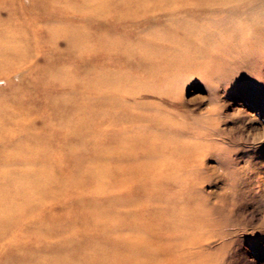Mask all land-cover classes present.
I'll list each match as a JSON object with an SVG mask.
<instances>
[{
    "label": "bare ground",
    "instance_id": "1",
    "mask_svg": "<svg viewBox=\"0 0 264 264\" xmlns=\"http://www.w3.org/2000/svg\"><path fill=\"white\" fill-rule=\"evenodd\" d=\"M48 1L50 11H45L38 0L21 3H28L25 9L31 15L37 9L40 14L57 16L65 14L69 2H79L77 12L85 16L83 26H90L89 22L95 20L94 30L106 32L110 40L118 34L126 39L112 40L114 45L103 40L92 45L94 41L84 31L83 41L78 40L67 28L71 25L56 23L50 35L57 53L50 50L40 74L50 85L47 98L50 116L39 127L44 134L31 132L16 141L13 134L17 128L13 119L16 115L12 116L9 109L0 105V255L11 251L0 264H116L117 260L110 261V253L118 262L159 264L163 250L156 246L154 238L132 239L134 232L142 234L133 225L140 221L136 210L141 199L125 198L139 193L137 187L131 188L135 181L154 178L157 172L162 175L172 142L181 141L192 126L195 128V123L183 121L178 114L181 107L171 102L185 76L195 75L193 71L199 70L198 76L217 77V83H224L227 72L222 64L206 66L204 59L222 55L216 53L215 46L225 50L220 47L223 41L218 35L246 34L249 27L258 30L254 7L261 1L257 11L263 13L260 7L263 8L264 0H64L61 7L65 8L58 12L54 11L55 0ZM4 11L8 15L6 21L1 16ZM15 17L16 0H0V76L6 77L16 99L24 93L16 88L10 72L34 55L25 51L32 41L16 36V28L12 26ZM244 20L250 22L248 28ZM122 28L124 31L120 33L118 29ZM154 33L157 36L152 39ZM61 37L66 40L67 49L59 52ZM96 46L107 54L113 53L110 47L119 48L127 72L108 74L100 70L97 77L86 79L95 70L89 63L83 66L86 75L82 76L60 65L67 59L68 48L73 50L70 57H78L77 51H95ZM54 80H59L60 88L65 90L59 96L51 92ZM97 92L100 96H91ZM146 93L156 99L143 101L141 97ZM31 114V122L26 125L36 129L37 122ZM104 125H113L115 129L109 132ZM51 128L54 133L55 128L65 130L64 144L58 148L53 145L55 134L47 132ZM175 129L177 132L171 133ZM44 140L53 151L62 153L61 168L54 164L52 154L43 149ZM188 151L192 149L185 153ZM173 153L182 154L175 146ZM42 157L45 162H41ZM64 166L68 174L60 171ZM150 187L155 191L163 188L155 184ZM121 191L128 193L122 195ZM104 194L112 197L101 205L97 199ZM17 197L22 201L20 206L16 204ZM49 200L59 202L63 212L75 208V221L58 218L52 224L42 211L35 214ZM86 227L94 231L104 229L100 235H91V229ZM25 238L37 241L45 238L50 242L27 247Z\"/></svg>",
    "mask_w": 264,
    "mask_h": 264
},
{
    "label": "rangeland",
    "instance_id": "2",
    "mask_svg": "<svg viewBox=\"0 0 264 264\" xmlns=\"http://www.w3.org/2000/svg\"><path fill=\"white\" fill-rule=\"evenodd\" d=\"M21 1L16 0V17L12 18V26L16 28V36L32 41L25 51L29 56L32 53L34 57L26 59L20 67L10 72V76L16 88L22 90L24 95L16 96L15 99L6 77L0 76V92L3 93L0 94V105L2 109H9L12 116L16 115L13 117L17 123L16 131L13 132L16 141L18 137L31 132L36 135L40 131L41 121L50 116L47 102L50 85L40 78V74L42 69L44 71L45 58L50 50L55 52L50 35L55 29L53 26L61 24L59 22L69 24L71 26L67 28L72 31L73 37L82 40L86 33L94 41L92 45H98L100 40L104 43L111 41L109 45H114L112 40L126 39L118 34V37L113 36L110 40L106 32L94 30L97 24L95 20L89 22L90 26H83L85 16L82 12H77L79 2H69L64 15L47 16L40 14L37 9H33L32 15L27 13L25 8L28 3ZM38 1L43 3L45 11L52 9L48 0ZM63 2L64 0H55L54 11L65 8L61 7ZM260 5L261 1L254 7V20L259 24L258 30L249 27L246 34L240 32L238 35H218L217 38L223 41L220 47H225V50H219L215 46L218 49L216 53L222 55L217 59H204L206 66L222 64L227 72L224 83H217V77L211 79L205 75L198 76L199 70L193 71L195 75L185 76L179 85L178 95L171 102L181 107L179 111L172 106L174 111H179L183 121L195 123V128L192 126L181 141L172 142L170 152L166 153L169 159L164 170H161L162 175L157 172L154 178L149 177L139 183L135 181L131 188L134 190L137 187L139 193L125 198L126 201L141 199L136 210L140 221L133 225L140 228L142 234L134 232L132 239L140 240V236L154 238L156 246L163 250L159 264H264V12L258 13L257 7ZM260 8L264 11V5ZM1 16L3 20H7L6 11ZM247 22L249 21L244 20L246 27ZM76 26L78 28L74 29ZM118 30L120 33L124 31L123 28ZM156 36L154 33L150 37L155 39ZM96 47L95 51H77L78 57H70L73 50L68 48L67 59L60 65L76 70L75 74L82 76L86 75L83 66L89 63L95 70L86 79L97 77L100 70L108 74L127 72V64L118 51L119 48L110 47L109 50L113 53L107 54L104 49ZM66 49V40L61 37L58 50L61 52ZM140 80L144 81V78L141 77ZM53 82V95L63 94L65 90L60 88V81ZM213 86L216 87L215 90ZM96 95L100 96V92L91 93V96ZM154 97L146 93L141 99L149 101L155 100ZM31 111L35 116L33 120L37 122L36 129H29L26 125L31 122ZM104 127L109 132L115 129L113 125ZM47 132L55 134L52 135L55 148L64 144V129L55 128L54 133V128H51ZM175 132L177 129L171 133ZM174 146L182 154H174ZM193 146L197 149L194 150ZM43 149L52 154L54 164L61 168L62 153L53 151L47 143L43 145ZM187 149L192 151L185 153ZM45 161L46 158L42 157L41 162ZM66 167L59 169L64 173L68 171ZM150 184L162 185L163 188L155 191ZM129 190L132 191L130 188ZM127 193L121 191L122 195ZM74 196L75 194L71 195ZM111 197L112 195L104 194L98 197L97 202L107 204ZM18 199L19 197L16 198V204L20 206L22 201ZM56 202L49 200L48 203H43V207L35 214L42 211L52 224L58 218L75 221V208L63 212L59 209V202ZM109 227L113 226L108 225ZM103 229H91L89 234L100 235ZM81 234L80 231L77 233L79 236ZM123 235L129 237V234ZM10 240L5 241L6 245ZM23 242L27 247H34L40 242L50 241L45 238H40L39 241L25 238ZM10 255L11 251L2 252L0 260L4 262ZM109 259L117 260L116 264H130L124 260L118 262V258L112 253Z\"/></svg>",
    "mask_w": 264,
    "mask_h": 264
}]
</instances>
